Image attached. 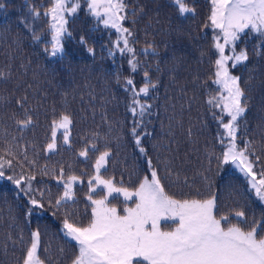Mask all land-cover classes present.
Masks as SVG:
<instances>
[{
	"label": "trees",
	"instance_id": "16d2710c",
	"mask_svg": "<svg viewBox=\"0 0 264 264\" xmlns=\"http://www.w3.org/2000/svg\"><path fill=\"white\" fill-rule=\"evenodd\" d=\"M125 2L128 19L123 26L132 32L128 39L134 54L116 49V30L93 17L84 2L67 18L63 52L51 56V31L43 15L50 0H0V157L12 162L0 179V264H23L34 231L40 233L44 264H72L78 246L64 234L63 220L68 216L87 223L88 180L95 175L96 157L105 150L111 155L100 174L114 178L117 187L134 191L145 175L150 178L151 160L165 191L174 198L215 195L217 215L242 210L248 223L240 226L245 229L253 220L264 219V201L250 190L241 172L216 159L224 150L220 142L224 129L213 117L223 115L220 109L208 103L220 92L214 83L218 57L214 31L206 27L210 0H183L194 9L184 15L174 0ZM32 9L41 15L34 16ZM241 49L248 59L235 67L229 64L246 97L236 143L243 148L248 142L249 158L259 157L254 166L259 177L264 171V35L246 30L236 42V50ZM130 60L137 64L135 71ZM145 72L155 87L137 97L149 107L143 116H133L129 111L133 95L126 81L132 79L139 89L148 82ZM61 115L72 120L69 142L59 129L56 148L48 151L52 122ZM28 117L30 125L18 124ZM137 121H142L137 133L145 153L131 134ZM86 149L87 157L80 156ZM61 170L64 180L75 175L80 181L73 186L74 200L58 206L56 200L64 191ZM8 176L34 177L32 191L26 195L21 188L28 184L22 181L17 187ZM104 194L98 190L93 198ZM31 198L43 208L33 207ZM134 203L135 197L127 206ZM109 205L121 215L126 206L120 194L110 197ZM231 223H238L234 216Z\"/></svg>",
	"mask_w": 264,
	"mask_h": 264
},
{
	"label": "snow or ice",
	"instance_id": "6c2138e0",
	"mask_svg": "<svg viewBox=\"0 0 264 264\" xmlns=\"http://www.w3.org/2000/svg\"><path fill=\"white\" fill-rule=\"evenodd\" d=\"M174 4L180 15L194 12L183 0H174ZM210 4L209 24L206 27L210 26L214 31V48L218 53L214 61V83L219 85L220 92L210 97L208 103L214 108H219L223 114L217 116L213 113V117L224 129L220 142L225 147L216 159L221 166L229 163L235 165L247 178L254 195L264 201V171L260 172L259 178L254 171L259 157H256V161L249 158L251 154L248 151V142H245L243 148L236 143L239 120L246 111V97L240 87V77L233 75L229 68L230 62L232 67H235L248 59L245 49L236 51V42L246 29L264 35V0H210ZM50 5L43 15L49 17L50 54L56 56L63 52L62 39L67 33L66 15L79 10L80 0H50ZM87 7L90 14L106 28L116 30V49L121 53L134 54L135 50L130 46L128 39L132 32L123 26V22L128 19V5L125 0H87ZM32 12L34 16L41 15L35 9H32ZM34 39L39 40L40 37L34 36ZM81 42H84L83 38ZM121 42L123 47L120 46ZM226 49L230 50V54H226ZM45 51L48 49L45 48ZM88 51L91 52L92 49ZM143 51L148 53L149 49ZM151 51L154 53L155 49L152 48ZM129 64L135 71L137 64L131 60ZM144 76L148 80L147 72ZM126 83L131 86L133 95L129 111L133 116H143L149 106L141 103L137 97L141 94L147 95L150 86L155 85L148 80L137 89L132 79H128ZM225 116L228 118L226 123ZM31 123V117L18 121L22 127ZM140 123L142 121H137L131 129L138 147L141 134L137 133V128ZM71 124L72 120L68 115H61L59 121L52 122V142L47 145L48 151L55 150V137L59 129H63L64 142H69ZM91 147L96 149V145ZM139 151L145 153L146 150L139 147ZM79 155L87 157L88 150L81 151ZM110 155L107 150L99 153L94 164L95 175L88 180L87 201L90 203V218L87 223L72 221L68 216L63 220L64 234L78 246V254L72 264H264V235H260L264 232V219L259 222L253 220V226L245 229L240 226L248 223L244 211L217 215L219 206L215 195L207 199L174 198L165 191L151 160H148L150 178L145 175L134 191L117 187L114 178L106 179L100 174L101 170L105 169ZM11 165V160L0 157V179L4 178L5 166ZM7 179L17 187L25 181L28 188H21V191L26 195L32 191L31 180L34 177L25 180L23 176H8ZM59 179L63 183L64 191L56 200L58 206L62 202L74 200L73 186L80 181L75 175L64 180L63 170ZM98 190L105 194L94 199L93 196ZM114 194H122L125 201L122 215L116 206L109 205V198ZM133 197L136 198L134 207L127 206V201ZM29 203L33 207L43 208V204L35 198H31ZM233 216L238 223H231ZM164 220H171L176 226L169 231L161 230L160 224ZM39 249L40 233L34 231L31 234V244L25 251L23 264H44L39 256Z\"/></svg>",
	"mask_w": 264,
	"mask_h": 264
},
{
	"label": "rangeland",
	"instance_id": "374dc122",
	"mask_svg": "<svg viewBox=\"0 0 264 264\" xmlns=\"http://www.w3.org/2000/svg\"><path fill=\"white\" fill-rule=\"evenodd\" d=\"M84 2H86V5H87V0H80V5H81V3H84ZM88 8V7H87ZM70 15H72V14H68V15H66V19L70 16ZM48 22H49V17H48ZM49 25V24H48ZM246 30H250V29H246ZM245 30V31H246ZM49 42H50V50H49V54H50V51H51V33H50V38H49ZM222 42V41H221ZM120 46L121 47H123V43L121 42V44H120ZM237 51V50H236ZM237 52H239V51H237ZM60 54V53H59ZM226 54H230V50H228V49H226ZM51 55V54H50ZM58 55V54H57ZM52 56V55H51ZM230 65H231V62L229 63ZM232 66V65H231ZM233 74V73H232ZM233 75H235V74H233ZM236 76V75H235ZM218 87H219V85H218ZM219 90H220V87H219ZM225 140H226V138H225ZM226 143H227V140L225 141V145H226ZM224 150H225V147H224ZM223 150V151H224ZM231 164V163H230ZM232 166H234L238 171H239V169L235 166V165H233V164H231ZM240 172V171H239ZM241 174L244 176V174L241 172ZM244 178L246 179V181L248 182V180H247V178L244 176ZM257 178H259L258 176H257ZM78 183V182H77ZM248 185H249V183H248ZM121 196H122V194H120ZM122 198H123V196H122ZM136 199V198H135ZM134 205H135V203H134ZM134 205L133 206H131V207H134ZM176 226V223L175 222H173V221H171V220H164V221H161V224H160V227H161V230H164V231H169V230H171L172 228H174Z\"/></svg>",
	"mask_w": 264,
	"mask_h": 264
}]
</instances>
